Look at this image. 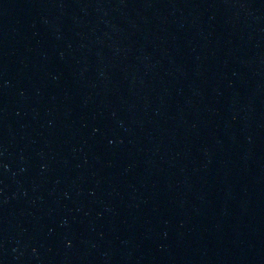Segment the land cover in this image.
<instances>
[{
    "label": "water",
    "instance_id": "obj_1",
    "mask_svg": "<svg viewBox=\"0 0 264 264\" xmlns=\"http://www.w3.org/2000/svg\"><path fill=\"white\" fill-rule=\"evenodd\" d=\"M0 264H264V0H0Z\"/></svg>",
    "mask_w": 264,
    "mask_h": 264
}]
</instances>
